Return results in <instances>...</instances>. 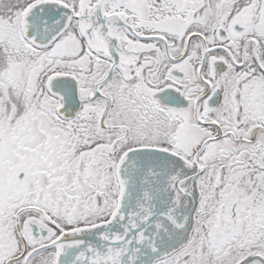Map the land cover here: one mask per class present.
<instances>
[{
	"label": "snow or ice",
	"instance_id": "1",
	"mask_svg": "<svg viewBox=\"0 0 264 264\" xmlns=\"http://www.w3.org/2000/svg\"><path fill=\"white\" fill-rule=\"evenodd\" d=\"M0 264H264V0H0Z\"/></svg>",
	"mask_w": 264,
	"mask_h": 264
}]
</instances>
